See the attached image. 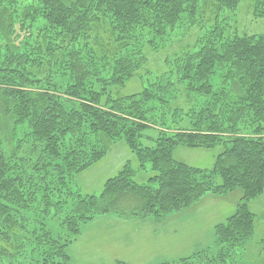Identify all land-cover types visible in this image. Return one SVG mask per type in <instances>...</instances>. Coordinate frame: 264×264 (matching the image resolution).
<instances>
[{
  "label": "trees",
  "instance_id": "16d2710c",
  "mask_svg": "<svg viewBox=\"0 0 264 264\" xmlns=\"http://www.w3.org/2000/svg\"><path fill=\"white\" fill-rule=\"evenodd\" d=\"M201 1L216 13L244 0H0V264H72L70 248L98 217L162 219L237 190L235 212L214 227L215 248L159 264H245L237 252L256 223L247 203L264 193V34L214 28L167 61L169 83L112 97L145 63L142 46L193 20ZM249 1L264 18V0ZM38 19L40 33L51 31L41 46L31 41ZM118 141L138 170L126 164L97 197L71 189L72 176ZM216 147L210 170L174 159L177 148ZM147 165L152 177L137 184ZM260 246L264 261V237Z\"/></svg>",
  "mask_w": 264,
  "mask_h": 264
},
{
  "label": "rangeland",
  "instance_id": "374dc122",
  "mask_svg": "<svg viewBox=\"0 0 264 264\" xmlns=\"http://www.w3.org/2000/svg\"><path fill=\"white\" fill-rule=\"evenodd\" d=\"M19 7L34 6L37 0H16ZM250 1L244 0L236 11L221 9L215 13L211 7L197 9L193 20L180 19L178 28L167 36L153 38L156 51L143 45L141 54L146 61L133 77L124 82L122 88L112 90L113 99L138 94L153 81L162 83L172 80L169 77L168 60L185 51H191L199 40L206 37L208 31L218 28L225 35L233 34H264V18H253ZM185 17V16H184ZM43 21L36 20V28L31 34L33 45L41 46L43 34L39 30L46 28ZM19 41L26 35L20 33ZM28 41V37H27ZM99 43V39L97 41ZM104 45L95 44L94 51L101 53L104 47L112 45L104 41ZM32 45V44H30ZM36 45V46H37ZM96 53V52H95ZM162 77V78H160ZM172 94L174 91L170 89ZM169 90V91H170ZM179 93L182 89L179 88ZM170 92V93H171ZM160 95L162 99L169 97L167 90ZM180 104L188 107L184 95L179 96ZM17 139L13 140L15 143ZM21 152L23 155L25 151ZM221 148H177L173 151L174 159L202 170H210ZM128 164L136 171L138 163L122 141L108 142L106 154L88 168L72 176L71 189L80 196H99L104 184L115 177ZM137 172L133 181L145 184L152 177L149 172ZM241 191L229 193L227 197L203 196L192 208L172 213L166 218L149 217L145 219H120L113 214L94 219L85 225L76 242L69 250L72 264H115L127 260L129 264H159L187 258L207 248H215L214 227L222 224L230 217L240 202ZM248 209L256 216L255 233L244 250L237 252V260L245 264H264L263 256L259 255L260 241L264 237V193L262 196L247 203Z\"/></svg>",
  "mask_w": 264,
  "mask_h": 264
},
{
  "label": "crops",
  "instance_id": "0c3cea01",
  "mask_svg": "<svg viewBox=\"0 0 264 264\" xmlns=\"http://www.w3.org/2000/svg\"><path fill=\"white\" fill-rule=\"evenodd\" d=\"M227 197V196H226ZM260 253V252H259ZM122 262H124V261H122ZM125 263H128L129 264V262L127 261V260H125Z\"/></svg>",
  "mask_w": 264,
  "mask_h": 264
}]
</instances>
